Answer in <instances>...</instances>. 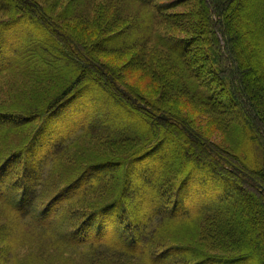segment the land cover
I'll list each match as a JSON object with an SVG mask.
<instances>
[{
    "label": "trees",
    "instance_id": "1",
    "mask_svg": "<svg viewBox=\"0 0 264 264\" xmlns=\"http://www.w3.org/2000/svg\"><path fill=\"white\" fill-rule=\"evenodd\" d=\"M0 264H264V0H0Z\"/></svg>",
    "mask_w": 264,
    "mask_h": 264
},
{
    "label": "rangeland",
    "instance_id": "2",
    "mask_svg": "<svg viewBox=\"0 0 264 264\" xmlns=\"http://www.w3.org/2000/svg\"><path fill=\"white\" fill-rule=\"evenodd\" d=\"M101 105H102V108H103V110H101L104 114H106V115H109V109L108 110H106V107H104V102L102 101L101 103H100ZM91 112H94L93 110L91 111ZM101 115V114H100ZM95 123H99V121H97V122H95ZM140 126V125H142V118L141 117H139V118H137V117H135L134 115H132V114H129V115H127L125 118H123V120H122V123L121 124H119V129H128L129 127H131V126ZM176 150H177V152H180V150H181V148H180V146L179 145H176ZM236 189H240V187H236ZM234 189H230V191L228 192V193H226V196L228 197H230V192L231 191H233Z\"/></svg>",
    "mask_w": 264,
    "mask_h": 264
}]
</instances>
